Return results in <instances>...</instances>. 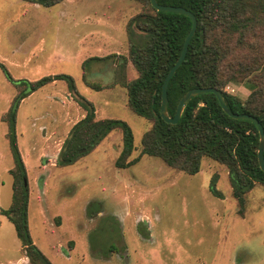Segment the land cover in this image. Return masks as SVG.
<instances>
[{"label": "rangeland", "instance_id": "obj_1", "mask_svg": "<svg viewBox=\"0 0 264 264\" xmlns=\"http://www.w3.org/2000/svg\"><path fill=\"white\" fill-rule=\"evenodd\" d=\"M144 10L138 0H64L52 7L0 0V61L12 76L74 79L73 88L66 79L45 85L17 109L31 235L54 264H264V184L248 191L240 214L225 165L205 156L200 172L189 174L141 154L153 122L129 107L126 87L116 83L138 77L128 61L127 24ZM83 72L106 88L87 87ZM253 88L248 79L226 86L242 101ZM16 93L0 69V264H31L1 211L11 205L14 180L2 117ZM84 97L97 118L130 124V159L140 156L138 162L117 167L123 139L114 130L76 163L56 164L73 125L86 113L77 102ZM213 182L221 197L212 193Z\"/></svg>", "mask_w": 264, "mask_h": 264}, {"label": "trees", "instance_id": "obj_2", "mask_svg": "<svg viewBox=\"0 0 264 264\" xmlns=\"http://www.w3.org/2000/svg\"><path fill=\"white\" fill-rule=\"evenodd\" d=\"M45 7L64 0H22ZM145 10L132 16L127 24L129 57L138 77L120 83L126 87L128 105L138 115L153 122L142 137L141 154L161 158L170 167L189 174L201 170V160L207 156L228 168L239 212L246 209V194L257 183L264 184V171L258 160L260 143L255 123L234 119L222 108L215 93H202L186 105L178 123L166 122L160 114L165 78L179 57L192 19L180 12L155 9L150 0H138ZM160 4L182 6L192 11L198 27L191 39L185 60L169 82L168 110L174 116L182 96L194 87H215L222 91L231 110L249 113L264 126V0H158ZM137 30L140 32H137ZM142 32V33H141ZM100 59L102 57H91ZM90 58V59H91ZM90 59L83 62V67ZM0 69L17 87V93L2 120L7 122L6 137L14 158L13 193L11 205L1 209L14 224L25 256L31 264H54L35 243L29 227V184L21 158L16 134L19 104L33 92L59 79H66L70 88L74 79L64 74L46 75L39 79L15 78L6 64ZM93 90L106 87L91 82ZM248 79L254 88L242 101L226 90L229 82ZM85 116L73 125L65 139L56 164H74L92 152L114 130L122 131V150L116 159L119 168H127L139 161L131 158L135 149L134 132L130 124L118 118H97L94 104L79 98ZM214 195L222 193L212 183Z\"/></svg>", "mask_w": 264, "mask_h": 264}, {"label": "water", "instance_id": "obj_3", "mask_svg": "<svg viewBox=\"0 0 264 264\" xmlns=\"http://www.w3.org/2000/svg\"><path fill=\"white\" fill-rule=\"evenodd\" d=\"M150 1H151V4L157 10L184 13V14H187L188 16H190L192 19V27H191L190 32L188 33V35L185 38L182 51H181L179 57L177 58L176 62L172 66V68L169 70V72L165 78V81L163 83L162 102H161V110H160L161 117L166 122L178 123L182 117V114H183V111H184L186 105L189 103V101L193 97H195L199 94H202V93H209V92L215 93L220 104H221V106H222V108H223V110L229 116H231L234 119H246V120H249V121L256 124L258 131H259V136H260L258 160H259V164H260L261 169L264 171V126H263V124L259 121L258 118H256L255 116H253L249 113H238V112H234L233 110H231L230 107L228 106L226 100H225L224 94L219 89H217L215 87H194V88L188 90L180 99L178 106H177V109H176V112H175V115L173 117L170 116L169 110H168L169 82H170L171 78L173 77V75L176 73L177 69L181 66V64L183 63V61L186 58L191 39L194 36V34L197 30V27H198V20H197L196 15L192 11L186 9L185 7L160 4L158 2V0H150Z\"/></svg>", "mask_w": 264, "mask_h": 264}, {"label": "crops", "instance_id": "obj_4", "mask_svg": "<svg viewBox=\"0 0 264 264\" xmlns=\"http://www.w3.org/2000/svg\"><path fill=\"white\" fill-rule=\"evenodd\" d=\"M31 4H34V5H37L39 6L40 4H36V3H31ZM84 62V61H83ZM83 64V63H82ZM85 72H83V75H84ZM86 74V73H85ZM87 75V74H86ZM84 80V79H83ZM86 85V84H85ZM88 87V86H87ZM85 116V115H84ZM27 257V256H26ZM28 258V257H27ZM29 260V259H28Z\"/></svg>", "mask_w": 264, "mask_h": 264}]
</instances>
